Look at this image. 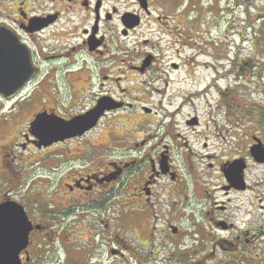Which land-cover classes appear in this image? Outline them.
I'll return each instance as SVG.
<instances>
[{
	"label": "flooded vegetation",
	"instance_id": "af4514ba",
	"mask_svg": "<svg viewBox=\"0 0 264 264\" xmlns=\"http://www.w3.org/2000/svg\"><path fill=\"white\" fill-rule=\"evenodd\" d=\"M108 1L0 0V28L12 34L14 43L11 47L13 67L9 62L7 66L23 75L33 73L30 80L21 83L24 84L23 95L5 98L0 94V115L6 103L23 101L24 96L29 95L23 103L30 104L41 93V108L33 113L22 133V150L36 148L45 156L56 152L57 159L61 157L62 163L69 164V171L63 173L61 184L52 196L36 192L34 195L25 193L22 198L15 195L0 198V203L12 200L22 205L32 224L27 248L21 253L23 264H33L42 249L57 242L68 251L64 260L73 264H99L92 256L97 254L99 246L106 247L107 257L111 259L108 264H138L132 260L139 257L131 250L134 247L129 233L143 242L145 250L157 251L159 245H154L152 233L156 234L157 229L152 221L157 219V197L163 187L164 193L172 199L183 194V202L191 207L189 214L200 234L207 227L214 230L203 232L207 240L217 243L212 246L213 251L219 248L233 252L240 264H263L264 220L252 219V213L258 210L264 218V189L259 188L260 184L252 180L249 172L264 165L259 162L264 158V134H246L248 142L243 151L236 150L242 145L234 138L228 141L230 152L225 153L226 133L233 138L236 136L233 129H223L224 136L214 137L222 146L212 145L206 138L199 149H195L183 133H173L175 124L172 122L165 125L163 133L152 131V126L157 125V101L150 102L147 95L134 97L132 92L147 82H157V53L143 50L149 45L155 47V43L144 39L128 51L124 49L127 42L122 39L116 44L119 51L113 52L111 38L116 31L111 34L110 22L114 20L116 7L108 9ZM132 6L137 8L126 10L118 19L117 33L125 39L142 26L144 17L157 24V19L151 17L157 6L151 0H135ZM75 14L77 19L74 20ZM173 62L170 68L178 70L179 66ZM162 64L168 62L162 60ZM136 79H142V84ZM124 83L131 85L122 88ZM113 105L118 106L106 109L96 126L64 138L67 132L63 131L62 123L70 124L68 122L75 118H85L98 108ZM38 114L58 124V131L52 135L58 141L44 138L46 143L43 144L34 123ZM117 114L128 117L127 126L122 129L121 157L115 160L112 154L110 159L104 158L92 168L86 158V143H91L99 127L101 133L107 129L113 132V123L103 125V122ZM13 117L15 115L6 116L4 125H10L8 121ZM201 124L198 116L184 121L186 128L196 129ZM108 135V131L98 135L104 141L101 148L111 149L113 141ZM181 139L187 143L176 146ZM198 164L203 166L201 171ZM183 167H186V177ZM113 204L121 206L118 218L121 228L116 234H108L112 220L107 219L106 213ZM199 210L203 221L197 225L195 216ZM241 213L245 218L236 221ZM139 228H150L147 238L138 234ZM175 229L173 234L180 233L178 227ZM97 237H100L99 243ZM193 252V247L191 250L185 247L179 255L180 264H193ZM175 255L177 252L172 253L169 260ZM214 261L223 264L217 259Z\"/></svg>",
	"mask_w": 264,
	"mask_h": 264
},
{
	"label": "rangeland",
	"instance_id": "374dc122",
	"mask_svg": "<svg viewBox=\"0 0 264 264\" xmlns=\"http://www.w3.org/2000/svg\"><path fill=\"white\" fill-rule=\"evenodd\" d=\"M151 1L157 6V9L151 12V17L157 19L155 20L157 24L144 17L142 26L135 34L128 36V39L117 33L118 19L126 10L137 8L132 6L135 0H109L107 7L108 9L116 7V11L113 12L114 20L110 22L113 26L111 34L116 31L111 38L113 52L119 51L116 44L122 39L127 42V48L125 46L124 49L128 51L133 50L144 39L155 43V47L149 45L141 48L157 53V82H147L141 85L139 90L132 92L134 97L147 95L146 98L150 102L157 101V125L152 126V131L163 133L165 125L172 122L175 124L172 128L173 133H183L190 138L191 141H188L195 145V149H199L206 138L210 139L212 145L222 146L214 137L224 136L223 129H233L236 133L233 138L226 133L225 153L230 152L228 141L234 138L240 140L242 145L236 150L243 151L248 142L246 134L250 132L253 135L261 132L264 134V0ZM143 16H146V13ZM73 19H77L76 14ZM56 28L57 25L53 30ZM118 28L120 29L119 26ZM162 60L168 64L160 65ZM173 61L179 66L178 70L170 68ZM136 81L142 84V79ZM165 81H168V84ZM128 85L131 83H124L122 88ZM41 95L39 93L30 104L23 103L29 95L24 96L23 101L8 102L0 115V198L3 195L22 198L25 193L34 195L36 192L52 196L61 184L63 173L69 171V164L62 163L61 157L57 159L56 152H49L45 156L36 148L30 147L25 152L22 150L21 143L24 142L22 133L26 131L33 113L40 110ZM118 95L123 96L122 92H118ZM10 115L15 117L8 121L10 125H4L7 123L5 117ZM190 116L200 118L202 124L196 128L197 130L185 127L184 121ZM127 118L126 114L111 115L103 125L105 122L113 123V132L107 129L101 133L100 127L94 131L91 143H86L88 148L86 158L92 168L104 158L110 159L112 154L115 160L121 157L119 154L120 146L123 145L121 135L123 127L127 126ZM234 121L235 124H232ZM107 131L110 133L108 135L110 140L113 141L111 149L100 147L104 141L98 135L107 134ZM186 143L187 140L181 139L176 146ZM53 155L55 158H51ZM202 167L198 164V169ZM181 169L186 177V167ZM249 173L252 174V180L258 182L259 188L263 190L264 165H258ZM164 191L165 187L157 197L155 209L157 219L152 221L157 229L156 234L155 231L152 232L155 235L154 245L159 247L155 253H152L150 248L145 250L143 242L139 241L135 234L129 233L134 247L131 250L139 257V260L132 259L134 263L180 264V252L185 247H188V250L193 247V264H217L215 259L223 264L233 262L240 264L233 252L219 248L216 252L213 251L212 246L217 243L204 237V233H209L213 229L209 230L207 227L203 230L204 233L198 232L189 214L191 207L183 202L185 201L183 194H178L176 199H172ZM248 195L249 193L245 194V200ZM120 209L121 206L113 204L106 213L107 219L110 222L112 220V228L108 234L120 231L118 230L121 228L118 221ZM244 218L243 213L238 214L236 221ZM202 219L203 214L199 210L195 216L197 225L203 221ZM252 219L259 222L264 220L258 210L252 213ZM175 226L179 228L180 233L173 234L176 232ZM147 232H150V228L138 229V234L145 238ZM99 239L100 237H97V243ZM99 248L96 255L92 254L93 260L99 264H108L111 259L107 257L106 247ZM44 249L33 264H73L64 260L68 251L61 247L59 242ZM175 252L177 255L169 260V256Z\"/></svg>",
	"mask_w": 264,
	"mask_h": 264
},
{
	"label": "water",
	"instance_id": "95a60500",
	"mask_svg": "<svg viewBox=\"0 0 264 264\" xmlns=\"http://www.w3.org/2000/svg\"><path fill=\"white\" fill-rule=\"evenodd\" d=\"M11 37L12 34L9 31L0 28V94L5 98L20 94L22 86L33 76V73L23 75L11 69V66L13 67L11 47L14 44ZM6 62H9L11 66H7ZM21 83L24 84L21 85ZM117 106L98 108L97 111L85 118H75L77 120L74 119L68 122L70 124L62 123L63 131L67 132L63 134L64 138L77 134L76 132L81 129L85 131L94 127L106 109L117 108ZM34 123L36 129L41 133L40 139L43 144L46 143L44 138L50 140V142L59 140L52 137L58 131L56 130L58 124L52 122V120L47 121L43 114H39ZM49 134L51 136L47 137ZM258 154L260 155L261 152L259 151ZM259 160H264V158ZM31 228L32 224L22 205L12 200L0 203V264H23L21 253L27 248Z\"/></svg>",
	"mask_w": 264,
	"mask_h": 264
}]
</instances>
